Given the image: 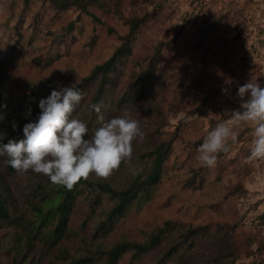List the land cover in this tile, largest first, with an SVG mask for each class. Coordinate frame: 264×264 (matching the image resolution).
<instances>
[{"label":"rangeland","instance_id":"obj_1","mask_svg":"<svg viewBox=\"0 0 264 264\" xmlns=\"http://www.w3.org/2000/svg\"><path fill=\"white\" fill-rule=\"evenodd\" d=\"M100 4L87 6L86 13L75 5L63 7L61 0H0L4 142L22 137L23 124L40 111L41 97L73 82L84 94L71 115L86 122L85 138L102 123L98 115L107 120L125 110L145 134L133 141L131 159L110 175L85 177L89 183L79 185L63 217L62 238L47 243L31 235L45 236L59 226L51 199L55 183L43 173L17 171L0 157V193L10 211V218L0 223V264H73L86 257L92 258L88 264H102L111 247L144 244L165 226L156 247L138 254L128 246L116 264H264L259 219L264 213V160L249 157L251 129L238 127L237 141L217 154L215 166L204 167L196 158L207 132L239 106L238 86L248 79L264 82V0ZM136 20L138 27L131 31ZM121 45L129 51L108 73L98 114L89 109L100 81L94 68ZM152 63L157 64L153 88L138 97L145 80L141 73ZM162 143L168 153L159 181L147 196L132 201L110 230L95 235L115 204L98 192L95 182L124 190L147 174L152 157L146 154ZM29 201L48 219L37 230L41 221ZM189 230L194 235L186 238ZM172 246L178 249L165 256Z\"/></svg>","mask_w":264,"mask_h":264},{"label":"clouds","instance_id":"obj_2","mask_svg":"<svg viewBox=\"0 0 264 264\" xmlns=\"http://www.w3.org/2000/svg\"><path fill=\"white\" fill-rule=\"evenodd\" d=\"M83 94L75 82L52 88L38 100L36 118L23 124L22 137L4 142L5 133L0 132V157H6V163L17 171L43 173L52 183L67 188L90 173L107 177L122 161L130 160L133 141L145 135L139 121L128 110L107 120L100 114L102 123L85 138L86 122L71 115ZM235 95L240 98L239 106L212 127L197 147L196 158L204 167L215 166L217 154L229 151L240 125L251 129L249 157L264 160V82L248 79ZM101 107L102 102L89 105L98 114Z\"/></svg>","mask_w":264,"mask_h":264},{"label":"trees","instance_id":"obj_3","mask_svg":"<svg viewBox=\"0 0 264 264\" xmlns=\"http://www.w3.org/2000/svg\"><path fill=\"white\" fill-rule=\"evenodd\" d=\"M100 3L101 0H61V5L63 7L75 5V7L80 8L83 11H86L87 6H100ZM138 23L139 22L137 20L132 22L130 30H136L138 27ZM124 50L129 51L128 46L121 45L118 49H116V51H114V53L109 57V59L94 68V72L100 73V81L92 99V104L99 102L102 96L104 95L107 88V84L110 83L108 73L115 68L116 63L119 57L123 54ZM156 67L157 64H149L147 68L141 73L143 75L142 78H145V80L141 82L138 97H141L145 90L153 88ZM48 81L49 80H47V82ZM30 94L33 95V90H31ZM124 101V99H121L120 103ZM165 145V143L159 144L157 147H155V149L146 154L152 157V165L149 171L144 177L137 176L134 181L131 182L129 186H127L124 190L117 191L110 187L106 182H95V186L100 190L98 192L105 194L109 196V198L115 200V204L111 211L107 214L106 220H103L97 224L94 231L95 235H97L99 232L105 234L108 231V228L110 230L111 225L120 217H122L128 210L130 203L136 200L138 196L139 198L142 197L143 194V196H147L150 189H152L153 186L159 181L161 176V166L168 153V147H165ZM81 183L87 184L89 183V181L86 180L85 177L81 178L72 186V188H67L62 184H55L57 189L52 194L51 199L56 201L55 209L59 213V226L54 229H51L49 233L45 236L43 235L40 237L39 234L37 236L31 235L32 238L44 239L43 242L46 243L48 239L58 240L62 238V235L66 231L65 224H63V217H66L69 214L70 205L72 204V201L74 200L75 195L78 192V187L79 185H81ZM45 198L46 197H43V199ZM96 199L97 202L100 201V197H97ZM28 205H31L34 211L33 214H35L37 221H41V224L34 229L37 230L40 227H44V225H46L48 221V219L46 218V214L43 213L40 206H34L35 204H33L32 201H29ZM9 218L10 211L8 208L7 199L4 194L0 193V223L2 221L8 220ZM259 219L261 225H264V213L259 216ZM165 230L166 226L164 227V229L158 231L156 234L151 236L150 240L144 244H131L129 246L128 243H122L111 247L107 252H105L104 255L106 256V259L102 264H116L122 254L125 253V250L128 248V246H132L138 254L150 251L159 244V241L162 238V235ZM192 235H194V233L189 230L186 238ZM177 249V246L170 247L166 251L165 256H170ZM91 259L92 258L90 257L82 258L79 261L74 262L73 264H88L91 262Z\"/></svg>","mask_w":264,"mask_h":264}]
</instances>
